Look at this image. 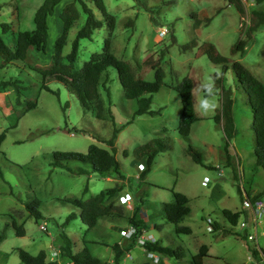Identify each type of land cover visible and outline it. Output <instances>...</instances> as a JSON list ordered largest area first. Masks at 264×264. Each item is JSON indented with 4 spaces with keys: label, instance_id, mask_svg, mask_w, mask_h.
Returning a JSON list of instances; mask_svg holds the SVG:
<instances>
[{
    "label": "rangeland",
    "instance_id": "obj_1",
    "mask_svg": "<svg viewBox=\"0 0 264 264\" xmlns=\"http://www.w3.org/2000/svg\"><path fill=\"white\" fill-rule=\"evenodd\" d=\"M170 1L173 3L169 4ZM41 2L0 0V23L9 24V31L3 35L11 47L18 31L33 28L34 12ZM104 3L117 19L111 35V51L133 68L137 69L147 54L156 56L169 45L163 61L166 84L152 95L150 109L153 115H134L137 103L125 98L113 67H109L100 80L109 88V94L100 88L99 97L92 102L90 110L84 109L61 82L51 81L48 90L39 91L37 106L26 112L16 124L12 111L14 94L10 89L0 88V133L5 131V139L0 145V235L4 233L0 240V264H23L17 254L18 248L31 255L40 250L50 254L56 249L62 231L71 238L74 251L92 241L96 245H87L92 254L101 258L103 264H110L113 259L111 246L117 243L126 248L131 242L126 236L132 226L128 220L140 198L145 199V203L139 216L149 226L142 235L147 240L160 239L163 245L180 248L182 257L177 260L155 253V259L144 248L134 245L124 252L121 264H263L264 215L254 230L250 211L242 206L245 191L263 192L261 199L264 200V168L250 166L256 156L253 116L247 96L234 90V75L231 70L226 71L225 87L234 90L236 133L232 138H226L222 125L214 118L221 108V89L218 87L215 89L217 110L208 116L198 114L200 119L192 124L185 138L178 132L182 105L175 86L190 75L195 89L206 75L212 76L219 71V66L205 53L197 55L204 42L214 44L218 53L225 57L241 60L264 83V28L251 35L243 53L230 54L231 47L244 38L253 9L264 11V1L257 5L255 0H242V13L227 0H104ZM63 6V2L57 4L53 15L47 18L48 39L45 52L38 53L39 65L47 64L54 53L55 40L63 29L59 17ZM154 10L159 12L154 13L158 18L156 22L150 17ZM207 18L210 22L204 26ZM84 19L85 15L81 13L70 29L64 55L70 51L71 41ZM197 19L201 24L194 29ZM167 27L174 29L176 43H170ZM107 36L108 31L103 26L94 32L92 40H80L75 70H79L91 54L102 51ZM191 41H196L197 46L183 50L182 45ZM10 66L4 68L5 78L18 74L16 67ZM20 66L23 67L19 73L21 77L39 80L35 71L23 64ZM144 77L153 80V71L146 72ZM200 95L199 91L194 94V105ZM28 96L27 93L26 98ZM97 103L102 104L101 118L96 116ZM23 106L16 108L22 109ZM117 129L114 149L123 178L103 176L91 170L72 173L50 164L48 155L53 151L86 153L92 143L111 150L102 141L112 138ZM154 139L168 147L155 155L150 171L141 180L138 177L144 161L135 160L133 152ZM188 145L198 151L200 162L193 160L187 151ZM125 150L128 152L126 156L123 155ZM68 165L72 171L80 167L89 169L88 164L78 161H71ZM120 184H123V190L114 203L121 209L122 217H101L102 235L86 231L78 209L68 200H85L104 188ZM174 192L188 198L190 213L179 224L188 226L190 234L176 233L174 225L161 215V203L172 202ZM35 200L38 201L39 218L26 206ZM225 209L244 211L235 227H231L223 216ZM71 213L74 218L63 226ZM242 221L244 227L240 226ZM13 223L23 227V236L16 234ZM214 223L218 228L212 227ZM248 234L254 235L253 240L247 238V241L256 246L258 258L251 256L244 243L242 236ZM57 260L59 264H66Z\"/></svg>",
    "mask_w": 264,
    "mask_h": 264
},
{
    "label": "trees",
    "instance_id": "obj_2",
    "mask_svg": "<svg viewBox=\"0 0 264 264\" xmlns=\"http://www.w3.org/2000/svg\"><path fill=\"white\" fill-rule=\"evenodd\" d=\"M62 0H42L40 5L36 8L33 16V28L21 30L16 33L14 45L11 47L5 40L4 35L9 31L8 23H0V88L10 89L14 94V101L12 111L15 114L14 122L17 121L29 110L37 106L38 93L43 89H49L48 83L51 81L61 82L64 87L73 93L78 99L80 105L84 109H92V102L99 97V89H104L109 94V88L100 83L102 74H107V69L113 67L117 71L119 82L124 90V96L127 99L135 100L137 108L134 115L150 114L153 111L150 109L152 95L160 90L166 84L164 81L165 71L163 69V61L168 53V47L160 50L159 54L153 56L147 54L139 63L138 68H133L130 63L118 58L111 51V35L117 24V19L114 14L108 12L104 0H73L66 3L59 17L63 23L62 33L56 38L54 44V53L50 61L45 65H39L38 53L45 52L46 43L48 39V24L47 18L53 15L55 7ZM234 5L240 13L243 12L244 7L242 0H227ZM264 0H255V4H261ZM172 4L173 2H168ZM18 8V7H17ZM16 8V11H18ZM143 8L148 11L149 8L144 5ZM84 14L85 19L81 26L77 29L75 37L71 41V49L65 55L63 54L64 46L67 43L70 29L79 20L80 15ZM159 12H151V19L156 22L158 18L154 15ZM129 22L131 20L129 19ZM210 22V18L206 19V24ZM201 24L199 19L193 24V28L197 29ZM103 26L108 31V36L103 42V49L99 53H93L89 59L84 62L79 70L74 69V63L77 59L80 40H92V35L95 31L101 29ZM264 28V11L261 9H253L251 14V24L248 26L244 38H240L238 42L230 49V54L235 55L238 52L244 51V46L251 35L258 29ZM170 43H176L174 29L167 27ZM196 41H191L182 45L183 50L197 46ZM205 53L208 58L219 66V71L215 72L212 77L215 80L216 88H220L221 94V108L215 114L214 118L217 123L222 125L226 138L230 139L234 136L235 124L233 118V93L241 91L246 94L247 103L251 109L253 121L252 131L254 134L253 144L255 146L254 154L256 161L250 165L251 167L264 168V83L256 77L239 59L225 57L218 53L217 48L210 42L202 43L197 55ZM23 64L25 68L35 71L39 75V80L36 78L21 77ZM11 65V66H10ZM16 67L17 75L5 78L6 74L4 68ZM153 71V80L145 79V73ZM231 70L234 75L235 89L225 87L226 71ZM195 82L190 75L185 76L181 82L176 85V89L181 100V113L178 125V132L181 136L187 138L192 124L200 119V116L194 108L195 96L191 94L194 89ZM30 91V92H28ZM27 93L30 95L26 98ZM26 98V99H24ZM24 105L22 109H17L16 106ZM102 104L96 105V116L101 118ZM112 138L103 140L111 147V150L99 147L95 144H90L86 153L76 151H53L48 156L50 164L53 167L63 168L72 173H83L88 171L97 172L103 176L118 175L120 178L124 176L120 173V163L115 157L114 140L116 132ZM5 131L0 133V145L5 139ZM168 147L167 144L162 143L158 139L150 140L138 146L133 152L135 160L144 161V167L139 174V179H144L146 174L150 171L155 155ZM187 151L190 153L193 160L200 162V154L191 145H188ZM123 155H128V152L123 151ZM71 161H78L88 164L89 169L80 167L77 171H72L68 163ZM123 190V184L115 185L100 190L97 194L90 196L85 200L70 199L77 209L82 224L85 225L86 231L93 235H102L103 227L99 223L101 217L115 218L122 217L121 209L115 205L112 200L105 204V201ZM86 188L84 189V193ZM252 191H245V196L252 202L261 199L263 192L251 193ZM174 200L172 202L161 203L160 212L166 222L174 225L176 233L190 234L191 229L188 226H182L179 223L184 216L190 213V208L187 205L188 198L179 192L173 193ZM145 199H138L129 223L132 225L134 232L128 236L131 242L126 248H121L117 243L113 244V259L110 264H121L122 256L125 251L130 250L134 245H138L146 250L148 254H161L168 257L180 259L182 253L180 248H175L171 245H163L160 239L147 240L143 244L137 243V238L140 237L144 230L148 229L147 222L139 216L141 207ZM38 201L27 204V209L36 218H39V212L36 209ZM244 211L232 212L230 210H223V216L229 222L231 227H235L238 223L239 217ZM74 218L71 213L66 217L63 226L67 225L70 220ZM17 235L23 236L24 229L21 225L13 223ZM156 228H159L156 224ZM212 227L218 228L216 223ZM230 231L232 229H229ZM232 234V232H228ZM103 235L102 237H104ZM109 236V233L108 235ZM106 236V237H107ZM4 237V233L0 235V240ZM60 239L57 240L58 255L55 260L48 259L47 253L40 250L38 254L31 255L23 249H17V254L23 264H59L66 262L69 264H103V261L92 254L91 249L85 245L79 251H74L73 242L65 232L60 233ZM248 252L253 258H258L259 251L256 246L249 245L247 235L242 236ZM153 256V255H152Z\"/></svg>",
    "mask_w": 264,
    "mask_h": 264
},
{
    "label": "clouds",
    "instance_id": "obj_3",
    "mask_svg": "<svg viewBox=\"0 0 264 264\" xmlns=\"http://www.w3.org/2000/svg\"><path fill=\"white\" fill-rule=\"evenodd\" d=\"M216 85L215 80L211 75H206L196 86L195 89L192 90L191 94L194 95L196 91H199L201 95L198 97L194 108L197 113L201 116H208L214 113L218 108V102L216 100ZM119 193H115L116 197ZM115 195L106 201L110 203ZM107 203V204H108ZM130 228V227H129ZM58 255V254H57ZM56 257L53 259L55 260ZM52 260V259H50Z\"/></svg>",
    "mask_w": 264,
    "mask_h": 264
},
{
    "label": "built area",
    "instance_id": "obj_4",
    "mask_svg": "<svg viewBox=\"0 0 264 264\" xmlns=\"http://www.w3.org/2000/svg\"><path fill=\"white\" fill-rule=\"evenodd\" d=\"M107 203H108V201H105V204H107ZM242 206H243L244 210L249 209L252 221L254 222L253 225H254V230H255V227L258 224L257 222H259L260 221L259 219L264 215V200L259 199V200L252 202L249 198L244 197V199L242 200ZM240 226L244 227L245 222L242 221L240 223ZM133 232H134V229L132 227H130L128 229L126 236L127 237L130 236ZM247 238L250 240H253L254 235L248 234ZM146 240L147 239L143 235H141L140 237L137 238V243L143 244L144 241H146ZM57 254H58V251H52V258L51 259L53 260L54 256H56ZM152 257L153 258L155 257V259H157V256H155V255H153ZM261 262L264 264V257L261 260Z\"/></svg>",
    "mask_w": 264,
    "mask_h": 264
},
{
    "label": "crops",
    "instance_id": "obj_5",
    "mask_svg": "<svg viewBox=\"0 0 264 264\" xmlns=\"http://www.w3.org/2000/svg\"><path fill=\"white\" fill-rule=\"evenodd\" d=\"M71 1H73V0H62L61 2H63V5H65L66 3H68V2H71ZM86 2H88L89 0H85ZM60 2V3H61ZM121 192V191H120ZM120 192H118L119 193V195H120ZM118 198H116V195H115V197L113 198V201L115 202L116 200H117ZM112 219V218H111ZM101 225V224H100ZM102 226V225H101ZM87 244H86V246L89 244V243H91V244H93V245H96L94 242H92V241H88V242H86ZM103 245L102 243H99V245ZM135 247V246H134ZM133 247V248H134ZM137 247V246H136ZM52 251H58V249L56 248V249H52ZM52 251L50 252V254H47V256H48V259H51L52 258ZM79 251V250H78ZM152 255H155L156 256V254H152ZM55 257H57V255L56 256H54V258ZM101 259V258H100ZM66 264H69V263H66Z\"/></svg>",
    "mask_w": 264,
    "mask_h": 264
}]
</instances>
